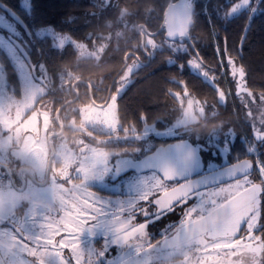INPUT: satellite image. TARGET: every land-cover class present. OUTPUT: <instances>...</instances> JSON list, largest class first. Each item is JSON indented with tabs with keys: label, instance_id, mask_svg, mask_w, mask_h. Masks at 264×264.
Wrapping results in <instances>:
<instances>
[{
	"label": "snow or ice",
	"instance_id": "snow-or-ice-1",
	"mask_svg": "<svg viewBox=\"0 0 264 264\" xmlns=\"http://www.w3.org/2000/svg\"><path fill=\"white\" fill-rule=\"evenodd\" d=\"M101 8L111 5V0H101L99 4ZM260 0H238L233 6L232 11L238 10L248 11L254 16L260 9ZM190 0H178L175 4L168 6L166 13L167 38L161 44L156 43V36L159 32L149 33V38L144 45L145 49H158L167 44L170 51L174 53L187 52L185 47V38L189 32L184 26L185 19L190 15L192 10ZM7 8V6H6ZM21 8L28 18L21 16L16 10L6 12V19L0 21V42L6 41L10 45H15L20 54L25 59L30 60L27 55L30 43L48 44L50 48L62 50L72 41L65 40V33L60 27L47 22H39L35 15L34 9L29 4L24 6L23 0ZM206 11V9H205ZM18 25V27H17ZM23 29V32H21ZM46 29H51L49 33ZM247 31V28L245 32ZM242 36V39L243 40ZM26 38V39H25ZM91 38V37H89ZM179 38V39H177ZM153 53H149L152 55ZM217 55H221L219 47H217ZM224 57L227 59L229 71L236 83V95L244 102V107L248 108V117L253 121V111L249 102L245 99L244 93L251 98V103H256L253 93L248 90L245 82V71L243 67H237L231 53L225 47ZM171 63V61H169ZM189 67H195L201 70V73L215 84V76L209 78V72L202 70V63L196 59H190ZM134 65L139 64V59L133 61ZM221 68L224 67L221 61ZM32 70L36 71L37 66L32 65ZM39 67H43L40 65ZM181 69L183 65H178ZM131 66H127L122 79L114 86L112 98L107 106L93 108L88 106L83 110L84 119L92 128H100L106 136L105 143L115 141L118 145L120 141L130 143L129 133H134L135 129L127 127L123 128V135H119L121 125L117 118V100L119 95L124 91ZM45 77L41 76L38 83L43 87ZM184 84L183 81H178ZM37 87L30 89L24 96V103L32 101L37 96ZM219 101L225 100L226 93L216 89ZM177 98L180 93H172ZM184 94H188L185 87ZM264 97V93H261ZM8 103L0 101V125L9 130L13 129V125L20 120L21 110L20 104L15 99H7ZM191 105V101H189ZM15 106L17 109L16 119L11 118V108ZM42 113L45 128L51 119L50 109ZM259 110V123L262 127L257 128L253 123L254 141L259 142L257 147L264 148V109ZM37 113L32 119L18 125L15 128L17 135L21 134L22 129L31 134L39 135L40 128L36 124ZM187 119L180 121L186 123ZM149 129L145 127L143 134H147ZM31 136V135H30ZM140 135H136L134 139H139ZM233 133L230 129L225 128L217 132L208 134L203 144L198 145L201 151H205L210 157H223L229 153L231 146V137ZM12 139L9 136L8 140ZM7 145V141L0 136V153L3 152ZM173 149H170V151ZM176 152L183 150L182 145L174 146ZM256 149L249 147L247 151L252 153ZM80 165L74 170L73 174H68L64 170L60 171V176L67 183L71 184V188L64 190L65 197L60 200L59 212L62 213L59 219L51 216V213L45 212L42 219L46 222H38V213H29L20 223L12 221L7 227L0 223V264H147L145 257L148 249L142 244H132L131 240L139 233L143 234L146 223H134L135 214L141 212L148 220L159 219V217L172 210V201L178 203L186 202L190 197H195L197 203L189 208L185 216L188 218L181 223L177 229V235L173 240L165 238L163 245L165 247L177 244L182 239L188 240L198 238L203 242V238L231 237L246 225L248 244L245 245L253 255L259 254L260 260L258 264H264V159H257L255 162L258 168L259 183H255L250 179L253 162L249 159L240 160L237 158L235 164L227 167L221 166L217 171L211 167H200L198 160L192 157L189 152L191 163L183 172H178L165 162V157L159 153L143 161L141 165H134L130 159L124 157L128 155H120L118 153H100L95 149H88L87 146L82 150ZM114 158V162H113ZM141 168L142 173L145 169L151 170V177L142 176L141 183L137 186V195L126 202L113 204L100 198L94 191L90 190L87 181L94 176H105L113 173V178L118 179L121 174H125L128 170ZM141 173V174H142ZM162 174V175H161ZM238 174L242 176L238 178ZM198 179H192V177ZM234 178L233 183L225 186H217L223 179ZM5 173L0 172V184L5 179ZM11 184V178H7ZM183 180L184 183L179 187H172L169 191L167 181ZM78 181L77 183H72ZM201 189H204L201 191ZM156 191H163L164 198L149 199ZM147 201L148 205L155 204L156 212H152L149 207L142 206L139 201ZM193 213L195 217L193 218ZM103 222V224L101 223ZM103 226L106 231L100 237L103 241L102 246L97 248L85 249L81 244L82 236L92 232L95 228ZM260 234H256L257 232ZM63 233V235H61ZM60 236L57 240L56 237ZM6 238H8L6 240ZM224 247H231L229 243H225ZM112 248L118 249V255L108 258ZM68 249L71 257H66L64 250ZM26 257L35 259L29 260Z\"/></svg>",
	"mask_w": 264,
	"mask_h": 264
},
{
	"label": "trees",
	"instance_id": "trees-1",
	"mask_svg": "<svg viewBox=\"0 0 264 264\" xmlns=\"http://www.w3.org/2000/svg\"><path fill=\"white\" fill-rule=\"evenodd\" d=\"M0 1L25 16L21 8L22 0ZM173 1L176 0H111V5L101 8V0H28L39 22L62 28L65 34L86 44L97 54L80 57L72 44L57 50L48 44L35 42L30 43L28 53L33 62L45 66L53 84L65 87L76 81L81 96L89 98L91 89L96 102H104L110 88L111 94L114 92V86L130 60H143L132 72L131 82L118 98L120 130L127 127L141 132L146 125L165 129L181 116L186 96L202 106L204 115L186 132L195 135L203 130H216L221 125L225 130L238 126L240 113L236 112L238 106L234 100L220 102L217 88L193 71L187 62L191 57L197 58L202 67L215 76V85L224 90L228 82L235 92L236 83L223 55L227 47L236 66L243 67L245 71L248 90L264 93V11L251 16L249 22L248 11L226 15L232 0H192L194 23L189 37L185 39L187 52L174 53L166 45L154 50L142 48V38L160 28L165 20L166 8ZM259 7L264 9V0H260ZM25 19L28 18L25 16ZM164 40V32L161 31L156 41L161 44ZM215 43L226 68L224 76L221 75ZM150 52L153 54L149 55ZM0 60L7 80L16 84L14 66L5 53H0ZM125 60L127 64L120 72ZM178 65L184 67L181 69ZM61 74L67 75L65 82H60ZM185 87L187 95L184 94ZM169 90L183 95V101L169 95ZM234 95L237 103L238 96ZM248 136L251 137L250 134ZM160 142L156 139L155 145ZM233 143L235 149L240 145L237 140ZM243 147H246L244 142Z\"/></svg>",
	"mask_w": 264,
	"mask_h": 264
},
{
	"label": "flooded vegetation",
	"instance_id": "flooded-vegetation-1",
	"mask_svg": "<svg viewBox=\"0 0 264 264\" xmlns=\"http://www.w3.org/2000/svg\"><path fill=\"white\" fill-rule=\"evenodd\" d=\"M23 59L25 60L24 57ZM26 64L30 71L29 78L33 80V82L39 85L38 81L40 77L41 76L45 77L43 81V87L40 86V88H42L41 91L39 89H37L36 91L38 93L37 97L39 98L40 103L43 105H47V107H49L51 117L53 118V121L55 122L54 134L50 136V139H51L50 141L52 143L51 149H53V146H54V142H52L53 140H56L59 136H65L70 142V144H73V141L77 143L76 148L78 149L77 151L80 152L81 156L85 154L82 152V150L85 149V147L87 146L88 149H95L96 151H99L100 153L102 152L100 150H103L104 153L115 152L120 155H128L124 157L125 159L136 160V159L141 158L146 153L154 150V148L157 147L158 145H164L169 142H173L177 140H188L194 146L198 147V145H201L205 142L208 134L217 132L220 129H222L221 128L222 125H221L219 126L220 128L218 127L216 130L214 129L210 131L203 130L200 132H196L195 135H193L192 133H188L184 130V132L181 131V133L171 136L168 139L157 138L161 140V142L158 143L157 145L154 144L148 150L143 149L144 140L139 141V140L131 139L130 143H125L124 141H120L118 145L116 144L115 141L113 142V144L105 143L104 142L106 139L105 133L102 130L92 128L88 124H84V123L82 124L80 111L78 110V108H76L78 104L80 103H89L92 101L96 105H102L105 101L104 102L94 101L92 98L91 89H89V92H88L89 98L86 99L85 96H81V89L79 87V84L76 83V81L71 83V85L67 84L65 87H58L59 85L56 86L55 84L52 83L53 80H51L50 75L48 71L46 70V68H45L46 70V76H45L39 72L40 64L38 63L36 64L34 62V64H36L37 66V70H36V74H33L31 67L28 65L27 62ZM14 69H15V76L17 77V83L11 84L9 83V81H7V85L4 90H6V92L9 94H14L16 97L21 98L23 95L22 87H25V91H29L30 89L33 88V85H32V82H30L29 84L21 82L16 67H14ZM10 88H11V91L9 90ZM236 91L237 89L235 88V92H234L235 94H236ZM251 92L253 93V96H255L256 98V103L254 104L251 103V98L247 96V93H244V97L249 102L251 110L253 111V116L256 117L255 121H253L251 117L247 116L249 109L244 107V102L240 99V97H238L237 103H236V98H233L235 105L238 106V109H236V112L239 111L240 113L238 115V118L240 119V124L238 123V126L233 125L232 127L229 128L232 131L233 136L231 137V146H230V151L228 153L229 154L228 160L222 161L221 157H210L205 151H201L199 147L198 149L203 157L204 168L208 167L209 161L216 164L215 167H212L213 169L216 170V169L221 168V166L226 167L228 165L236 163L237 158H239L240 160L250 159L253 162V168H252V172L250 175V179H253L255 183H259L260 179L258 178V168H256V165H255L256 158H255L254 152L250 154H246L243 157H234L232 156V152H231V150H235L234 148L235 146L233 142L237 140L241 143L243 138L245 137L249 138L248 136L249 134L252 137V138L250 137L252 139V143H255L257 145L259 143V142L254 141L252 125L253 123H255L257 128L262 127L259 123L258 108L264 109V97H262L261 93L259 92H254L253 90ZM260 102H262L263 104ZM61 106L62 108L59 109ZM56 113H57V118H56ZM60 116H62L61 122H59ZM201 117H204V115H202ZM202 123L207 124L206 121H203ZM225 131H228V129ZM119 135L121 136L123 135V130H119ZM23 136H27V132L23 133ZM15 147H17V145L15 144H11L9 146L7 145V147L4 148L3 152L0 153V172L5 173V177H6L5 179L7 180L8 186L10 185V183L8 182L7 178L10 177L12 180L11 184H15V181H17L21 183L19 187L23 188L24 187L23 183L25 181L21 179L19 176H17L14 171V169L18 167ZM259 151H260L261 158L264 159V148H260ZM51 161L49 164L47 176L50 172L51 163H52ZM113 162H114V158H113ZM79 165H80V161L76 165H74L73 171L76 168H78ZM130 173H138V172H134V171L126 172L125 174H121V176L118 179H114L113 178L114 174L109 173L105 176H101V177L99 176V178L95 177L93 178V181L92 180H90V182L87 181V185L90 189L94 190L95 192H98L101 195H104V196L117 195L118 196L119 193H117L114 190H111L110 188L118 187V185H121L123 187L124 177ZM240 178L242 179V177ZM75 182L77 183L78 181H75ZM182 182L183 180H177V181H167L166 183L169 185V189H170ZM233 182H234V179L219 183L217 186L218 187L225 186L228 183H233ZM203 190L204 189H201V191ZM120 192H122V189ZM162 192L163 191L159 192L151 200L158 199L159 195ZM139 203L144 207H149L152 210V212H156L157 210V206L154 203L151 205H148V202L146 201H143V202L141 201ZM185 208H186L185 203H177L172 206V210L166 211V213L161 215L159 219H154L151 221L148 220V218H146L141 212L137 211L135 214L134 223L140 224V223L146 222V228L144 230V233L142 235L138 233L131 240V243L132 244L140 243L144 245V238H145V233H146L152 245V249L156 250V252L154 251L153 253V254L155 253L157 254L156 261L166 260L167 264L175 263L177 261H182L183 254L172 253V251L177 250V249L181 250L183 245H188L194 240L196 241L198 238H193L184 243L174 244V245H170L167 247L163 245V241L165 240V238L170 239L174 234H176L177 229H179L181 226V223L186 221V220H183V221L181 220L185 212L184 211ZM12 221L13 220H10L7 218L5 219L4 223L5 225L8 226L9 225L8 222H12ZM261 222H264V219H262ZM101 223L103 224V222ZM98 228L99 229L103 228V226L98 227ZM95 229L92 232L87 233L86 235L82 236L81 244L85 249H89L93 247L99 249L102 246L103 241L100 239V237L102 236L103 233L101 232L96 233ZM256 234H260V232L258 231ZM213 243H217V244L213 247H210L209 245ZM225 243H229L231 247H224ZM247 244H248V240H247L246 225H244L242 229H240L237 232V234L234 236H231V237L221 236L215 239L205 236L203 238V242H200L197 245H200L199 251L201 255H204L205 264H224V262L225 263L227 262V264H254L258 260L257 258L260 259V257L258 256V254L254 256L253 252L250 251L247 247H245V245ZM166 253H168V256H164L166 255ZM116 254H118V249L112 248L110 250L108 258H112ZM213 254H215V256H213ZM189 255L187 253L186 255L187 258H189L188 257ZM86 260H87V257H85V264H86Z\"/></svg>",
	"mask_w": 264,
	"mask_h": 264
},
{
	"label": "rangeland",
	"instance_id": "rangeland-1",
	"mask_svg": "<svg viewBox=\"0 0 264 264\" xmlns=\"http://www.w3.org/2000/svg\"><path fill=\"white\" fill-rule=\"evenodd\" d=\"M238 2V0H232L229 8L226 11V15L228 16H233L237 13H239L241 10H238L236 12L232 11V6ZM24 6L28 7V0H24L23 1ZM6 19V12H4L3 10L0 9V21H4ZM46 31H48L49 33L52 32L51 29H46ZM65 40H71L72 41V45L77 49L78 51V55L80 57H90V56H94L97 54V52H93L91 51L86 44L82 43V42H77L76 40L72 39L70 37L69 34H65ZM149 36H147L145 38V43L147 42ZM157 44H160L158 41H156ZM166 46H168L167 44H165ZM185 47L187 48L186 44ZM151 49V48H150ZM154 50V49H151ZM3 52L5 53V55L7 56L9 62L12 64V66L16 67L19 78L21 80V82H24L26 84H29L30 82H32L33 88L37 87V89H39L41 91L42 88H40V86L38 84H36L35 82H33V80H31L29 78L30 76V71L29 68L25 62V60L23 59V57L20 55V53L18 52L17 48L15 45H10L8 42L3 41L0 42V53ZM220 56V55H219ZM190 59H196L195 57H191ZM135 59L130 60V62L128 63L127 66H131L132 71L129 74V78L127 81V85L131 82V74L133 71H135L139 65H140V61L138 65H134L133 61ZM221 61H223L222 57H219V62L221 65ZM43 65V64H40ZM39 65V66H40ZM127 66L124 69L123 73L121 74V76L119 77L118 81H120L125 73V71L127 70ZM193 71L201 74L204 78H206L202 73L201 70L195 68V67H190ZM203 71H208L207 69H204L202 67ZM221 75H225L226 72V68L223 67L221 68ZM39 72L42 73L43 75L46 76V70H45V66L43 65V67H39ZM209 72V71H208ZM213 75H211V73L209 72V78H211ZM207 79V78H206ZM208 80V79H207ZM7 78H6V73L4 71V67L2 65V62L0 60V101H4L5 104L8 103L7 99L11 98V99H15L16 103L20 104V110H21V116H20V120L17 124L13 125V129L9 130L8 128H5L3 125H0V136H2V139L4 141H7V145H11V144H15L17 145V147H15V153L16 156L18 155V149L20 147H23L25 149H28L31 153L33 154H40L44 159H46L47 161H49L50 156L52 155V163H51V168H50V172L48 174V179L50 180L51 186L54 190H56V196L54 198V203L52 205V207L47 210V211H41V212H36V211H32V210H21L20 213L15 214V215H10V216H4V215H0V223L4 224L5 219H10L13 220L17 223H20L24 220V217L26 215H28L29 213H38L37 215V220L38 222H46L42 219L43 215L45 212L51 213V216L54 217L55 219H59L60 215H62V213L59 212V207H60V200L63 199L65 197V192L64 190L67 188H71L72 185L67 183L64 179L61 178L60 176V171L64 170L66 173L68 174H73V167L74 165H76L80 160L79 158L81 157L80 152H78L77 150V146L74 141L73 144H70V142L68 141V139L65 136H59L56 140H53L52 142H54V146H53V150L51 149V139L50 136L52 134H54V130H55V122L53 121V118L51 117V114L49 113L51 119L48 121L47 123V127L45 128L44 122H43V115L42 113L46 110L45 108H48L47 105H43L40 103V100L37 96H34L32 98L31 102L28 103H24V96L28 91H25V87H22V97H16L14 94H9L6 92V90H4L6 88L7 85ZM209 81V80H208ZM210 83H212L211 81H209ZM126 85V86H127ZM217 89L224 91L226 93L225 96V100L222 102H226L227 100L233 101V93L234 91L232 90L231 86L228 85L227 82V88L226 89H222L220 87H218L217 85L213 84ZM126 88V87H125ZM11 91V88L9 89ZM43 92V90H42ZM113 94V93H112ZM112 94H110V97L108 99L107 104L110 102L111 98H112ZM120 96V95H119ZM119 98V97H118ZM183 95H179L178 99L180 102L183 101ZM189 101H191V105L189 104ZM262 103V102H260ZM107 104L104 105H96L95 103H93L92 101L89 103H80L78 104V106L76 108H78V110L80 111V116H81V123L83 124H88L86 122V120L84 119V112L83 110L86 109L88 106H91L93 108H98V107H102V106H107ZM263 104V103H262ZM117 105H118V100H117ZM117 112V110H116ZM16 113H17V109L15 106H13L11 108V118L13 120L16 119ZM37 113L36 116V124L37 126L40 128V134L39 135H35V134H29L28 131L23 130L21 134L17 135L15 128L18 125H22L24 122H27L28 120L32 119V117L34 116V114ZM203 115V108L202 106L196 102L193 98L186 96V104L184 107V110L181 114V116L171 125H169L168 127H166L165 129H158L156 128L154 125H146L145 127H147L149 129V131L147 132V134H143L145 127L143 128V130L141 132H130V138L134 139V137L136 135H140L139 139H135V140H139V141H143V149L144 150H148L149 148H151L154 144H155V140L157 138H165L168 139L171 136H174L176 134L181 133V131L184 132V130L186 131L187 129H189L188 127H192L194 123L198 122L200 117ZM118 118V117H117ZM187 119L186 123H180V121ZM62 120V116L59 117V122H61ZM98 130H101L100 128H96ZM27 132V136H23V133ZM31 135V136H30ZM9 136L12 137V139L9 141L8 138ZM23 136V137H22ZM159 140V139H158ZM243 142L245 143L246 147H243ZM6 145V147H7ZM252 145H254L257 150L255 151H259L260 148L257 147V144L252 143V139L249 137H245L243 138L242 142L240 143L239 147L236 148L235 150H231L232 152V156L234 157H243L246 154H250L247 149L249 147H252ZM101 153H104L103 150ZM99 152V151H97ZM228 153L225 154L223 157H221L222 161H227L228 160ZM25 160H29L30 157H24ZM216 164L212 163L209 161L208 167H215ZM77 169V168H76ZM142 172L140 173H130L127 176L124 177V186L122 187L121 185H118V187H111V190L116 191L117 193H119V195H112V196H104L99 194L98 192H95L100 198L104 199L105 201L111 202L113 204H118V203H122V202H126L128 200H131L132 198H134L138 193H137V186L141 183L143 177H151V171H147V172ZM99 178V176H94L92 178H90L88 181L90 182V180L93 181V178ZM101 177V176H100ZM72 183H76L75 181H73ZM20 182L15 181V184H10L9 187H14V188H18L19 190L23 191L26 187V182H24V187L20 188ZM122 189V192H120ZM120 190V191H119ZM159 192L161 191H156L153 193L152 196L149 197V199H152L153 197H155ZM124 193V194H123ZM141 202V201H139ZM143 202V200H142ZM147 202V201H146ZM185 203V212L183 214V217L181 218V220H187L188 218L185 216L186 211L191 208L193 206V204L197 203L196 198L190 197ZM196 214L193 213V217ZM146 223V222H143ZM7 227V225H5ZM106 229L103 228H96L95 232L96 233H105ZM102 234V235H103ZM62 235V234H61ZM8 238H6L7 240ZM57 240L60 239V236L56 237ZM201 242L200 239H197L196 241L194 240L193 242H191L188 245H183L182 249L179 250H173L172 253H181L183 254V260L182 261H177L175 263H170V264H205L204 262V255H201L200 253V245H197ZM140 244V243H139ZM217 243H213L210 244V247L215 246ZM149 245H151L149 238L147 237V234L145 233V238H144V245L143 247L145 249L149 248ZM152 246V245H151ZM154 251L156 252V250L149 249L147 255H150L154 260L157 259V254H153ZM187 253H188V257L187 258ZM193 253V254H192ZM64 254L66 257H71L70 252L68 251V249L64 250ZM118 254H116L115 256H117ZM172 255V254H170ZM164 256H168V253H166V255ZM213 256H215V254H213ZM259 256V254H258ZM161 258V257H160ZM165 258V257H163ZM26 259L29 260H33L35 258L33 257H26ZM162 259V258H161ZM257 262L254 264H258L259 262V258H257ZM72 264H75V262L73 261ZM224 264H227V262Z\"/></svg>",
	"mask_w": 264,
	"mask_h": 264
},
{
	"label": "clouds",
	"instance_id": "clouds-1",
	"mask_svg": "<svg viewBox=\"0 0 264 264\" xmlns=\"http://www.w3.org/2000/svg\"><path fill=\"white\" fill-rule=\"evenodd\" d=\"M24 157L30 159L25 160ZM17 161L18 167L14 171L26 182V187L21 191L6 184L0 186V215H15L21 210H49L56 196V190L47 176L49 162L40 154H33L23 147L18 149ZM145 259L147 264H167L166 260L156 261L150 255Z\"/></svg>",
	"mask_w": 264,
	"mask_h": 264
},
{
	"label": "water",
	"instance_id": "water-1",
	"mask_svg": "<svg viewBox=\"0 0 264 264\" xmlns=\"http://www.w3.org/2000/svg\"><path fill=\"white\" fill-rule=\"evenodd\" d=\"M177 2H178V0L173 1V2H171L170 4H175V3H177ZM190 2L192 3V0H190ZM170 4H169V5H170ZM169 5H168V6H169ZM192 5H193V4H192ZM6 6H7V8H6ZM168 6H167V8H166V12H165V20H164V23L160 26V28H159L158 30L155 31V32H159V33H160L161 31H163V32H164V37H165V39L167 38L166 13H167V11H168ZM0 9L3 10L4 12H11V11L13 10L11 7H9L8 5H6V4L3 3L2 1H0ZM194 9H195V7H194V5H193V6H192V10H191L190 15H189V16L185 19V21H184V26H185V28H186V30H187L188 32L190 31V29H191V27H192V25H193V23H194V20H193ZM22 30H23V29H22ZM155 32H152V33H155ZM149 33H150V32H149ZM188 37H189V35H188ZM188 37H187V38H188ZM187 38H185V39H187ZM177 39H179V38H177ZM144 45H145V38L143 37V38H142V48H144ZM16 48H17V47H16ZM17 49H18V48H17ZM18 51L20 52L19 49H18ZM27 55L30 57V54H29L28 52H27ZM23 57H24V56H23ZM25 60H26V62L28 63V65H29L30 67H31L32 65H35L34 62H33L32 59H31V57H30V60H28V59H25ZM126 64H127V61L125 60V64H124V66L122 67V69L120 70V72L123 70V68L126 66ZM31 69H32V67H31ZM32 72H33V74H36V71H33V70H32ZM120 72H119V73H120ZM110 94H111V88L109 89L107 99L105 100V102H104L102 105L107 104L108 99H109V97H110ZM62 106H63V105H62ZM62 106H61L59 109H61ZM56 118H57V113H56ZM178 145H182V146H183V150L180 151V152H176V151L174 150V146H178ZM170 149H173V150L170 151ZM52 150H53V149H52ZM189 152H191V154H192V157H191V158H193V159H195V160H198V162H199V164H200V167L204 168L203 157H202V155H201V153H200L198 147H197V146H194V145H193L191 142H189L188 140H177V141L169 142V143L164 144V145H158L157 147L154 148V150H152L151 152L146 153V154L143 155L141 158L136 159V160H132V159H130V160L132 161V163H133L134 165H141V164L143 163V161L149 159L150 157L156 156V155L159 153L160 155H162V156L165 157V162H166L170 167L176 169L178 172H183V171L185 170V168H186L187 166H189L190 163H191V159L189 158ZM51 159H52V155L50 156L49 164H50ZM242 160H243V159H242ZM249 160H250V159H249ZM250 161H251V160H250ZM233 164H235V163H233ZM228 166H229V165H228ZM226 167H227V166H226ZM216 170L219 171L220 168H219V169H216ZM129 171H134V172H138V173H140V172H142V169H141V168H136V169H134V170H128L127 172H129ZM147 171H151V170H148V169H145V170H144V172H147ZM250 171L252 172V169H251ZM161 175H162V174H161ZM240 177H242V176H240V175L238 174V178H240ZM192 179H198V177L193 176ZM233 179H234V178H233ZM228 180H232V179H229V178L225 177V178L223 179V181H221L220 183L225 182V181H228ZM182 183H184V181H183ZM182 183H180V184H182ZM180 184H178V185H176V186H174V187H179ZM169 191H171V188L169 189ZM164 195H165L164 192H162V193L159 195V198H158V199H162V198H164ZM177 203H178L177 201L173 200V201H172V206L175 205V204H177ZM8 223L10 224L11 222H8ZM176 235H177V233L174 234L169 240H173V239L176 237ZM191 239H193V238H191ZM188 240H190V239H188ZM188 240H183V239H182V240H181L179 243H177V244L184 243V242H186V241H188ZM173 245H174V244H173Z\"/></svg>",
	"mask_w": 264,
	"mask_h": 264
},
{
	"label": "built area",
	"instance_id": "built-area-1",
	"mask_svg": "<svg viewBox=\"0 0 264 264\" xmlns=\"http://www.w3.org/2000/svg\"><path fill=\"white\" fill-rule=\"evenodd\" d=\"M217 47H218V45L215 43L216 52H217ZM219 57H220V56H219ZM66 79H67V75H66V74H61V75H60V82H65ZM252 148H254V149L257 150V148H256L254 145H252ZM253 152H254V155H255L256 160H257V159H262V158H261V155H260V151H253ZM5 184L7 185V180H6V179H4L3 183L0 184V186H3V185H5Z\"/></svg>",
	"mask_w": 264,
	"mask_h": 264
},
{
	"label": "bare ground",
	"instance_id": "bare-ground-1",
	"mask_svg": "<svg viewBox=\"0 0 264 264\" xmlns=\"http://www.w3.org/2000/svg\"><path fill=\"white\" fill-rule=\"evenodd\" d=\"M141 61H143V60H141ZM141 61H140V62H141ZM106 94H107V93H106ZM107 96H108V95H107Z\"/></svg>",
	"mask_w": 264,
	"mask_h": 264
}]
</instances>
